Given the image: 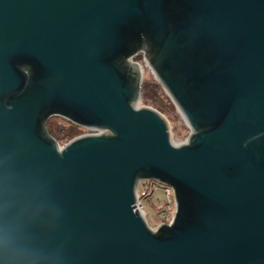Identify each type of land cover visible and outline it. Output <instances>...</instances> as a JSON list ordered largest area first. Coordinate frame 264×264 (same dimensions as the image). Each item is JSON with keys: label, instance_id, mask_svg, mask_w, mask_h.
I'll list each match as a JSON object with an SVG mask.
<instances>
[{"label": "water", "instance_id": "95a60500", "mask_svg": "<svg viewBox=\"0 0 264 264\" xmlns=\"http://www.w3.org/2000/svg\"><path fill=\"white\" fill-rule=\"evenodd\" d=\"M54 117L94 133L61 146ZM0 264H264V0H0Z\"/></svg>", "mask_w": 264, "mask_h": 264}, {"label": "built area", "instance_id": "2783aa9c", "mask_svg": "<svg viewBox=\"0 0 264 264\" xmlns=\"http://www.w3.org/2000/svg\"><path fill=\"white\" fill-rule=\"evenodd\" d=\"M146 205L153 213L155 220L150 219L148 221L147 215L149 214L145 211ZM136 208L153 230L158 229L163 224L171 225L176 213L174 191L170 186L158 181H142L137 189ZM154 221H157L156 228L153 227Z\"/></svg>", "mask_w": 264, "mask_h": 264}, {"label": "rangeland", "instance_id": "374dc122", "mask_svg": "<svg viewBox=\"0 0 264 264\" xmlns=\"http://www.w3.org/2000/svg\"><path fill=\"white\" fill-rule=\"evenodd\" d=\"M133 61L142 67L143 80L144 79L156 80L154 75L152 74L151 70L147 66V64L144 60V56L142 54L135 57L133 59ZM162 90H163L164 94H162L160 96V99H161V105L163 106L165 113H161V112L160 113L168 121L169 128H170V131H171V134H172L174 140L178 143H184L188 139L191 131H190L189 127L187 126V124L185 123L184 119L182 118L181 114L179 113V111L177 110V108L175 107V105L173 104V102L171 101L169 96L167 95V93L164 91L163 88H162ZM140 105L144 106V107L153 108L151 106L144 105L142 101H141ZM50 121L52 123L57 124V125H64V126H68V127L71 126V122H69L63 118H60V117L51 118ZM77 129L79 130V133H80L77 137H80V136L86 135V134H90V133H94V132L88 131L86 129H83L81 127H78ZM77 137H75V138H77ZM65 144H67V143H65ZM65 144H60V145L64 146ZM145 211L147 214H149V215H147L148 221L150 219L155 220V217L152 215L153 213L150 211L148 205H146ZM156 224H157V221H154V226H153L154 228H156Z\"/></svg>", "mask_w": 264, "mask_h": 264}, {"label": "trees", "instance_id": "16d2710c", "mask_svg": "<svg viewBox=\"0 0 264 264\" xmlns=\"http://www.w3.org/2000/svg\"><path fill=\"white\" fill-rule=\"evenodd\" d=\"M139 56V55H138ZM140 59V58H139ZM164 94L161 85L156 80L144 79L142 85L141 101L146 106H151L161 113H165L161 105L160 96ZM78 127L71 123V126L57 125L50 119L47 122L49 134L59 143L65 144L77 137L80 133Z\"/></svg>", "mask_w": 264, "mask_h": 264}]
</instances>
